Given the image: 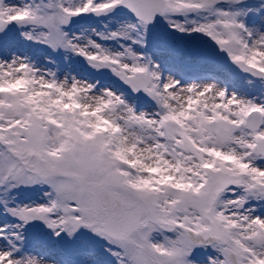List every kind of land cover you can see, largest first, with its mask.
<instances>
[{"label": "snow or ice", "instance_id": "obj_1", "mask_svg": "<svg viewBox=\"0 0 264 264\" xmlns=\"http://www.w3.org/2000/svg\"><path fill=\"white\" fill-rule=\"evenodd\" d=\"M0 264H264V0H0Z\"/></svg>", "mask_w": 264, "mask_h": 264}]
</instances>
